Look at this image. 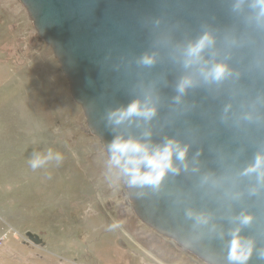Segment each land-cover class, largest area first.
Returning <instances> with one entry per match:
<instances>
[{"label":"water","instance_id":"water-1","mask_svg":"<svg viewBox=\"0 0 264 264\" xmlns=\"http://www.w3.org/2000/svg\"><path fill=\"white\" fill-rule=\"evenodd\" d=\"M17 2L50 48L87 133L118 167L133 216L204 264H264V183L247 173L264 154V21L253 0L235 11L236 0ZM204 35L213 45L186 68V49ZM144 56L151 66L139 63ZM215 64L229 75L205 81L201 73ZM184 78L193 83L180 94ZM136 101L155 115L109 119ZM117 139L152 150L171 140L187 152L183 161L173 157L174 171L158 186H131L123 171L127 157L113 161ZM241 216L252 219L244 225ZM236 235L250 245L247 260L231 259Z\"/></svg>","mask_w":264,"mask_h":264},{"label":"rangeland","instance_id":"rangeland-1","mask_svg":"<svg viewBox=\"0 0 264 264\" xmlns=\"http://www.w3.org/2000/svg\"><path fill=\"white\" fill-rule=\"evenodd\" d=\"M124 203L50 48L17 0H0V264H190L131 233Z\"/></svg>","mask_w":264,"mask_h":264},{"label":"clouds","instance_id":"clouds-1","mask_svg":"<svg viewBox=\"0 0 264 264\" xmlns=\"http://www.w3.org/2000/svg\"><path fill=\"white\" fill-rule=\"evenodd\" d=\"M244 3V0H236L233 10H238ZM254 9H259L257 13V20L264 21V0H253L251 5ZM214 41L209 35H204L196 43L191 44L186 49V59L184 66L187 68L193 64H197L202 59V52L206 48H210ZM139 63L144 66H151L153 59L149 56H144L139 60ZM205 81H221L227 75L228 70L223 64H215L210 67L206 72H202ZM193 81L189 78L182 79L177 86L176 91L183 94L185 89L191 86ZM155 115V109L149 107L146 103L141 104L140 101L131 103L127 108L120 109L109 114L110 120H115L120 123L130 117H142L151 119ZM113 161L120 164L121 160L127 157L123 171L129 177L128 183L131 186L136 185H152L158 186L167 172L174 171L173 157L177 160L183 161L187 152L186 148L181 146L175 141H168L164 146H157L154 150L147 144H142L136 141L128 140L121 141L117 139L112 145ZM57 159H62L57 155ZM39 161L33 162L32 167L38 166ZM146 167L148 171H141V168ZM247 173L255 174L259 182L264 183V154H258L255 157L254 163L247 169ZM192 214L189 213V216ZM240 222L247 225L251 221L250 216H241ZM198 223H206V218L202 216L197 217ZM231 247V259L233 260H247L251 254L249 244L243 242L238 235L234 236Z\"/></svg>","mask_w":264,"mask_h":264},{"label":"flooded vegetation","instance_id":"flooded-vegetation-1","mask_svg":"<svg viewBox=\"0 0 264 264\" xmlns=\"http://www.w3.org/2000/svg\"><path fill=\"white\" fill-rule=\"evenodd\" d=\"M125 207L129 206L126 203H124ZM129 222L132 223V229L133 232L128 228V230L131 233H135L137 231V229L140 231L139 234H144L145 236L148 237L149 240V244H152V248L153 250H157V249H167L168 251L173 252L174 254L176 253L177 255H184L188 258V263L190 264H204L202 262H200L198 259H196L195 257L191 256L189 253L183 251L180 247H178L173 241L166 239V238H162L159 234L155 233L154 231H152L150 228H146L144 224H142L135 216H133V214H131L130 216V220ZM165 247V248H164Z\"/></svg>","mask_w":264,"mask_h":264},{"label":"bare ground","instance_id":"bare-ground-1","mask_svg":"<svg viewBox=\"0 0 264 264\" xmlns=\"http://www.w3.org/2000/svg\"><path fill=\"white\" fill-rule=\"evenodd\" d=\"M131 238V237H130ZM138 246H140V245H138ZM128 250V249H127ZM147 252V251H146ZM148 254V253H147ZM151 256L153 255L154 257H155V255L154 254H150ZM156 257H158V256H156ZM164 262V261H163ZM165 263V262H164Z\"/></svg>","mask_w":264,"mask_h":264}]
</instances>
